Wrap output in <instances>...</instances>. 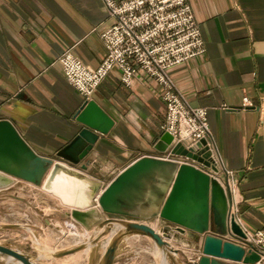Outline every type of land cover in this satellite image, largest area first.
Masks as SVG:
<instances>
[{"label": "crops", "instance_id": "0c3cea01", "mask_svg": "<svg viewBox=\"0 0 264 264\" xmlns=\"http://www.w3.org/2000/svg\"><path fill=\"white\" fill-rule=\"evenodd\" d=\"M188 2L207 50L171 74L192 106L208 109L222 179L232 186L226 228L217 224L210 230L225 237L232 214L254 232L264 228V0ZM112 22L102 0H0V118L11 120L36 153L63 160L56 153L83 127L75 113L87 99L68 82L59 57L71 51L96 69L107 52L100 35ZM161 92L144 73L125 86L115 69L89 99L115 121L85 157L86 173L103 188L145 157L171 162L166 170L140 175L129 200L123 201L127 214H117L151 226L149 220L162 209L183 160L154 147L166 120ZM246 97L251 105L244 107ZM18 182L14 179L5 188ZM52 207L67 216L60 200ZM107 217L102 212V220Z\"/></svg>", "mask_w": 264, "mask_h": 264}, {"label": "water", "instance_id": "95a60500", "mask_svg": "<svg viewBox=\"0 0 264 264\" xmlns=\"http://www.w3.org/2000/svg\"><path fill=\"white\" fill-rule=\"evenodd\" d=\"M75 119L83 127L70 143L56 153L63 160H56L36 153L11 120L0 118V188L10 186L14 179L41 186L42 190L71 206L68 216L83 225L86 231H91L97 224L103 229L92 241H84L67 250L43 251L42 257L60 258L94 246L88 264H114L124 241L129 237L148 236L164 251L169 249L176 252L170 241H177L181 235L201 242L202 256L198 264H226V261L256 264L260 260L258 253L251 250L246 252L243 246L224 240L210 230L217 224L225 230L228 199L232 197V189L229 179H222L221 169L214 162L213 152L205 139L190 148L179 143L171 149L172 156L187 157L189 162L177 167L174 183L162 209L152 216L160 220V227L156 229L146 223L128 221L120 232L112 235L107 245L104 244L105 251L98 258L106 226L110 228L117 221L113 217L102 220V212L111 215L127 214L128 210L123 209V201L129 200L132 186L140 182L139 176L153 169H166L171 162L145 157L103 188L101 181L86 173L88 163L85 157L93 149L99 134L107 135L115 121L94 100H87L75 113ZM172 140L169 133H162L154 147L166 154ZM78 165L80 168L75 167ZM12 226L20 225H8ZM228 227L237 236L246 237L235 217L230 216ZM183 245L190 246L185 242ZM166 254L164 252L165 257ZM0 264L38 262L34 256L10 244H0Z\"/></svg>", "mask_w": 264, "mask_h": 264}, {"label": "built area", "instance_id": "2783aa9c", "mask_svg": "<svg viewBox=\"0 0 264 264\" xmlns=\"http://www.w3.org/2000/svg\"><path fill=\"white\" fill-rule=\"evenodd\" d=\"M102 1L113 20L100 35L106 55L99 67L92 69L71 51L63 53L58 60L68 82L89 100L115 69L119 71L121 82L128 87L138 74L148 75L160 86L166 107L162 133L173 137L166 155H171V149L179 143L190 148L205 139L213 152L214 162L219 166L208 109L192 106L171 74L175 67L203 55L207 50L201 27L188 0ZM248 105L251 103L246 97L244 107ZM181 158V163L189 162L187 157ZM235 219L246 237L237 236L229 227L223 239L243 246L246 252L258 253L260 260L256 264H264V228L253 232ZM200 257L193 259L194 264H198Z\"/></svg>", "mask_w": 264, "mask_h": 264}, {"label": "rangeland", "instance_id": "374dc122", "mask_svg": "<svg viewBox=\"0 0 264 264\" xmlns=\"http://www.w3.org/2000/svg\"><path fill=\"white\" fill-rule=\"evenodd\" d=\"M18 180L14 187L0 190V244H10L16 249L18 247L22 252L34 256L38 264H88L94 246L60 258L42 255L43 251L67 250L84 241H92L103 231L101 226L98 225L91 232L85 231L79 224H73L71 217H68L71 206L62 203L67 216L61 214L62 212H55L52 206L60 200L58 197L45 192L41 186ZM108 215L117 221L110 228L106 226V235L101 240L103 245L98 258L104 253V244L110 239L112 231L120 232L126 222L134 219ZM149 223L156 228L160 227L157 217L151 218ZM16 224L20 226L8 227ZM183 242L190 244L186 248L192 249V257L183 252ZM170 243L176 252L169 249L164 251L148 236L129 237L124 241L121 255L114 264H194L193 259L202 256L201 242L180 235L177 241L171 240ZM164 252H167L166 257Z\"/></svg>", "mask_w": 264, "mask_h": 264}, {"label": "bare ground", "instance_id": "6f19581e", "mask_svg": "<svg viewBox=\"0 0 264 264\" xmlns=\"http://www.w3.org/2000/svg\"><path fill=\"white\" fill-rule=\"evenodd\" d=\"M163 169L166 170L165 167H163ZM120 228H121V227H120ZM114 233H115V231H112V233H111V237H112V235H113ZM111 237H110V238H111ZM109 240H110V239H109ZM109 240H108V241H109ZM108 241L105 242V245L108 244Z\"/></svg>", "mask_w": 264, "mask_h": 264}]
</instances>
